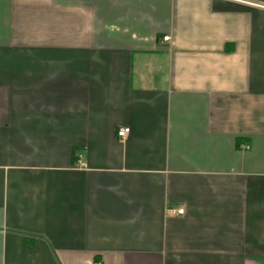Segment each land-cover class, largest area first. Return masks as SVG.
Returning a JSON list of instances; mask_svg holds the SVG:
<instances>
[{
    "label": "crops",
    "instance_id": "crops-1",
    "mask_svg": "<svg viewBox=\"0 0 264 264\" xmlns=\"http://www.w3.org/2000/svg\"><path fill=\"white\" fill-rule=\"evenodd\" d=\"M97 262L264 264V0H0V264Z\"/></svg>",
    "mask_w": 264,
    "mask_h": 264
},
{
    "label": "built area",
    "instance_id": "built-area-1",
    "mask_svg": "<svg viewBox=\"0 0 264 264\" xmlns=\"http://www.w3.org/2000/svg\"><path fill=\"white\" fill-rule=\"evenodd\" d=\"M162 39H163V41H166V40L169 39V36H164ZM128 132H129V127H121V128H119L117 130L116 134L120 138H125V136L127 135ZM80 166L84 167L85 164L80 163ZM177 211H178L179 214L183 213L182 209H178ZM94 264H100V263L97 262V263H94Z\"/></svg>",
    "mask_w": 264,
    "mask_h": 264
}]
</instances>
